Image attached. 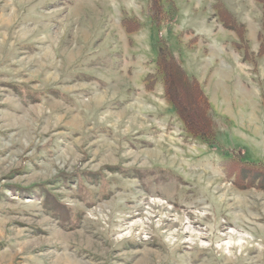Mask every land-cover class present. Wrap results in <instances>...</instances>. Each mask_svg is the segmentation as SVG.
Masks as SVG:
<instances>
[{"label": "rangeland", "instance_id": "obj_1", "mask_svg": "<svg viewBox=\"0 0 264 264\" xmlns=\"http://www.w3.org/2000/svg\"><path fill=\"white\" fill-rule=\"evenodd\" d=\"M113 1L0 0V264H264V188L231 170L264 166V136L206 142L161 74L129 85ZM216 1L256 37L258 0H174L161 25L133 0L148 48L131 59L155 73L162 44L190 58L192 31L212 42Z\"/></svg>", "mask_w": 264, "mask_h": 264}, {"label": "crops", "instance_id": "obj_2", "mask_svg": "<svg viewBox=\"0 0 264 264\" xmlns=\"http://www.w3.org/2000/svg\"><path fill=\"white\" fill-rule=\"evenodd\" d=\"M120 1L114 0L113 5L109 6L110 20H114L112 30L116 31L117 36L123 37L122 46L115 60L117 63L124 62V72L128 76L129 85L137 80L142 81L141 86H144L145 78L150 71L143 67L144 63L137 62L131 57L132 50H145L148 44L146 39H141L138 34L142 30L127 32L122 25V19L126 16L144 19L139 16L140 7L133 4V0H125V4H121ZM142 3V10L146 7L148 11V4ZM147 17H150L148 12ZM216 25L217 30L213 29L208 33L211 43L201 42L199 35L196 36L192 31V39L187 43L191 45V52H188L190 58L181 59L187 71L204 84L215 113L229 120L228 129L233 128L244 138L260 139L262 135L264 136V86L260 85L257 79L264 80L261 71L264 70V63L259 62L256 67L253 63L243 61L242 53L233 45V42L238 40L237 34L232 31L234 35L228 36L219 30L226 29L221 23ZM259 30L260 25L255 29V38L253 30H249L248 33L250 45L255 52L259 48ZM135 38L139 39V46L142 48L138 46ZM160 88L164 93V85Z\"/></svg>", "mask_w": 264, "mask_h": 264}, {"label": "trees", "instance_id": "obj_3", "mask_svg": "<svg viewBox=\"0 0 264 264\" xmlns=\"http://www.w3.org/2000/svg\"><path fill=\"white\" fill-rule=\"evenodd\" d=\"M258 1L262 4L258 54L251 49L247 25L222 1H216L214 4V17L226 29L237 34L238 40L234 41L233 45L242 53L243 61L249 63H255L259 56L264 55V0ZM148 13L154 24L161 25L170 23L176 17L177 7L174 0H149ZM122 25L127 32H135L141 28L142 23L135 17L126 16L122 19ZM158 74L162 75L164 97L171 103L189 134L206 142H213L219 131L229 128V120L215 113L198 78L187 71L181 57L173 53L166 44L160 46L156 58V72L148 74L145 78L147 90L155 88ZM234 169L238 170L239 181L246 179L249 183L264 188L263 165L239 166V169L232 168V172Z\"/></svg>", "mask_w": 264, "mask_h": 264}]
</instances>
